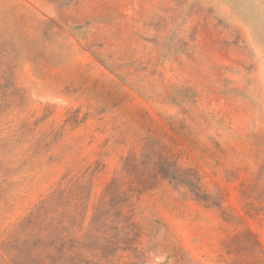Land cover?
<instances>
[{
    "label": "rangeland",
    "instance_id": "1",
    "mask_svg": "<svg viewBox=\"0 0 264 264\" xmlns=\"http://www.w3.org/2000/svg\"><path fill=\"white\" fill-rule=\"evenodd\" d=\"M121 208L113 264H264V0H0V264Z\"/></svg>",
    "mask_w": 264,
    "mask_h": 264
},
{
    "label": "trees",
    "instance_id": "2",
    "mask_svg": "<svg viewBox=\"0 0 264 264\" xmlns=\"http://www.w3.org/2000/svg\"><path fill=\"white\" fill-rule=\"evenodd\" d=\"M176 170L177 173L174 176H164L163 180L174 182L176 185H185L196 199L205 201L197 176L190 171H182L180 168ZM112 186L115 188L119 203L123 199L121 195L127 197V200L132 199V194H134L132 191L121 193L117 183ZM127 200L123 199L126 202ZM117 212H119L117 220L110 221L109 210H107L98 217L97 222L93 221L87 227L83 222L80 224L57 223L55 218L48 217L46 214L48 221H45L44 226L40 222L38 228L33 230L26 228L19 233V237L28 242L31 240L34 242L31 246V257L34 264H113L116 260V253L119 251L125 253L132 242L128 237V228L133 225L129 222L132 217L124 216L123 208ZM136 237L139 238V236ZM45 239H49L50 244H46ZM255 244L260 247L258 242ZM14 250L15 248L10 247L5 252L8 255ZM117 262L118 264H131L124 261L123 256H120Z\"/></svg>",
    "mask_w": 264,
    "mask_h": 264
}]
</instances>
